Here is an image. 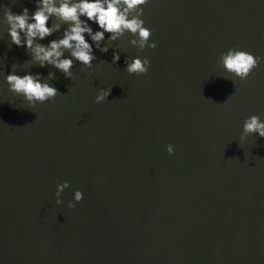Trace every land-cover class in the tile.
I'll use <instances>...</instances> for the list:
<instances>
[{
    "label": "water",
    "instance_id": "95a60500",
    "mask_svg": "<svg viewBox=\"0 0 264 264\" xmlns=\"http://www.w3.org/2000/svg\"><path fill=\"white\" fill-rule=\"evenodd\" d=\"M35 6L0 0V264H264V138L241 139L264 120V0H149L157 47L126 33L71 79L7 36L5 7ZM237 46L261 58L245 80L218 64ZM137 56L147 74L126 71ZM13 65L55 99L29 107L5 81Z\"/></svg>",
    "mask_w": 264,
    "mask_h": 264
},
{
    "label": "clouds",
    "instance_id": "9594fccd",
    "mask_svg": "<svg viewBox=\"0 0 264 264\" xmlns=\"http://www.w3.org/2000/svg\"><path fill=\"white\" fill-rule=\"evenodd\" d=\"M148 2L149 0H35L34 11L24 7L17 14L10 7H5L3 22L8 26L7 36L10 37L11 44L25 48L30 53L32 62L41 68L51 66L71 79L74 62L91 68L96 60L94 47L107 52L109 44L126 33L132 37L130 43L138 49H155L157 44L150 42L151 30L142 19L143 6ZM93 24L97 26V30L93 29ZM61 29L63 31L58 38L49 40L47 44L40 43L54 33L61 32ZM106 34L108 43L102 45ZM119 59V53L114 52L113 63ZM260 60V57L237 46L221 52L218 64L229 75L245 80ZM126 65L129 74L144 75L149 71L150 60L137 56L126 62ZM54 75L49 73V79ZM5 81L9 90L24 97L29 107L53 100L58 94L57 88L44 80L40 73L25 72L20 75L16 71V65L5 76ZM110 92L111 89H101L95 102L105 101ZM249 134L264 138V120L260 116L251 115L244 120L241 139ZM167 153H174L173 145L167 146ZM69 187L70 182L67 180L57 185V205L63 203L62 193ZM83 198V192L77 189L73 201H69L67 206L74 208Z\"/></svg>",
    "mask_w": 264,
    "mask_h": 264
}]
</instances>
